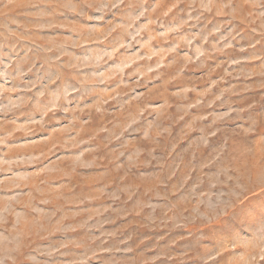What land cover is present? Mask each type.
Returning <instances> with one entry per match:
<instances>
[{
	"label": "rangeland",
	"instance_id": "rangeland-1",
	"mask_svg": "<svg viewBox=\"0 0 264 264\" xmlns=\"http://www.w3.org/2000/svg\"><path fill=\"white\" fill-rule=\"evenodd\" d=\"M0 264H264V0H0Z\"/></svg>",
	"mask_w": 264,
	"mask_h": 264
}]
</instances>
